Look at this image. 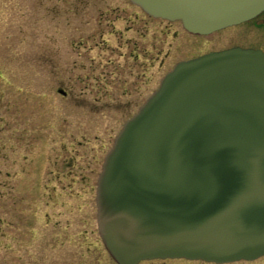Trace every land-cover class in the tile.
I'll return each mask as SVG.
<instances>
[{
	"label": "rangeland",
	"instance_id": "374dc122",
	"mask_svg": "<svg viewBox=\"0 0 264 264\" xmlns=\"http://www.w3.org/2000/svg\"><path fill=\"white\" fill-rule=\"evenodd\" d=\"M263 18L191 35L127 0H0V264H115L94 200L113 139L176 62L264 52Z\"/></svg>",
	"mask_w": 264,
	"mask_h": 264
},
{
	"label": "water",
	"instance_id": "95a60500",
	"mask_svg": "<svg viewBox=\"0 0 264 264\" xmlns=\"http://www.w3.org/2000/svg\"><path fill=\"white\" fill-rule=\"evenodd\" d=\"M127 1L195 35L264 11V0ZM95 195L98 235L116 264L264 256V53L179 62L115 137Z\"/></svg>",
	"mask_w": 264,
	"mask_h": 264
},
{
	"label": "flooded vegetation",
	"instance_id": "af4514ba",
	"mask_svg": "<svg viewBox=\"0 0 264 264\" xmlns=\"http://www.w3.org/2000/svg\"><path fill=\"white\" fill-rule=\"evenodd\" d=\"M148 16V15H147ZM263 20H264V18H263ZM182 27V26H181ZM183 29V28H182ZM184 30V29H183ZM185 31V30H184ZM188 33V32H187ZM188 34H190V33H188ZM191 35H193V34H191ZM232 48H235V47H232ZM226 49H231V48H225V49H222V50H226ZM243 49H247V48H243ZM222 50H210L209 52H207V53H205V54H208V53H212V52H218V51H222ZM256 50V49H255ZM258 50H260V49H258ZM202 55H204V54H202ZM202 55H199V56H202ZM199 56H197V57H199ZM194 58H196V57H194ZM190 59H192V58H190ZM187 60H189V59H187ZM183 61H185V60H183ZM178 62H180V61H178ZM178 62H176L175 64H177ZM61 94L63 95V96H66V94L65 93H63V92H61ZM262 259H264V257H262V258H260V259H257V260H255V261H251V262H246V261H239V262H236V263H230V264H264V260H262ZM259 260H262V261H260V262H258ZM172 262H178V263H180L181 264V262H182V264H193V263H197V262H199V263H203V264H210V263H205V262H201V261H189V260H185V259H174V260H169V259H166V260H151V261H144V262H141L140 264H172Z\"/></svg>",
	"mask_w": 264,
	"mask_h": 264
},
{
	"label": "bare ground",
	"instance_id": "6f19581e",
	"mask_svg": "<svg viewBox=\"0 0 264 264\" xmlns=\"http://www.w3.org/2000/svg\"><path fill=\"white\" fill-rule=\"evenodd\" d=\"M138 264H140V263H138Z\"/></svg>",
	"mask_w": 264,
	"mask_h": 264
}]
</instances>
